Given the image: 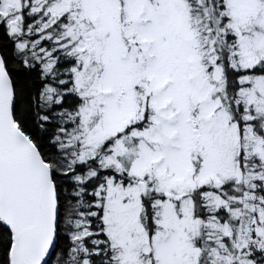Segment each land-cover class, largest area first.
Masks as SVG:
<instances>
[{"label":"snow or ice","instance_id":"6c2138e0","mask_svg":"<svg viewBox=\"0 0 264 264\" xmlns=\"http://www.w3.org/2000/svg\"><path fill=\"white\" fill-rule=\"evenodd\" d=\"M0 264H264V0H0Z\"/></svg>","mask_w":264,"mask_h":264}]
</instances>
